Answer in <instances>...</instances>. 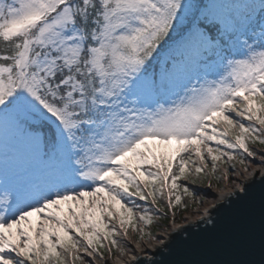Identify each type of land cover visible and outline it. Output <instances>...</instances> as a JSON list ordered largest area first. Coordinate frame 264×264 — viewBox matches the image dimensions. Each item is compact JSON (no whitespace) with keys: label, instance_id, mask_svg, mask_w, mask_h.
I'll use <instances>...</instances> for the list:
<instances>
[{"label":"snow or ice","instance_id":"1","mask_svg":"<svg viewBox=\"0 0 264 264\" xmlns=\"http://www.w3.org/2000/svg\"><path fill=\"white\" fill-rule=\"evenodd\" d=\"M257 143L264 0H0V264H264Z\"/></svg>","mask_w":264,"mask_h":264},{"label":"water","instance_id":"2","mask_svg":"<svg viewBox=\"0 0 264 264\" xmlns=\"http://www.w3.org/2000/svg\"><path fill=\"white\" fill-rule=\"evenodd\" d=\"M259 192V186L254 187L252 190V196L257 200L259 198ZM230 258L231 257L227 254L221 252H192L188 250L185 245H183L181 240H178L174 245H172L170 250H164L163 252H154L151 254V256L140 254L130 264H135L136 261H139L140 264H146V261L148 260L154 261L155 264H183V262L192 260H222ZM248 258L255 261L256 264H259L260 262L258 231L254 249Z\"/></svg>","mask_w":264,"mask_h":264},{"label":"rangeland","instance_id":"3","mask_svg":"<svg viewBox=\"0 0 264 264\" xmlns=\"http://www.w3.org/2000/svg\"><path fill=\"white\" fill-rule=\"evenodd\" d=\"M251 147L253 148V150L264 149V145H260L258 143L254 146H251ZM251 164L253 167H257V166L264 167V165H259L258 159L257 160H251ZM209 166H211V165H209ZM224 166L226 167L227 165H224ZM219 174H222V172H219ZM211 191H215V189L213 188V189H211ZM183 215H189V213L185 212V213H183ZM160 224H161V221H160ZM137 226L138 227L141 226L139 221H137ZM145 231L153 232V233H155L157 235H161V236H163V234H164V228L163 227L157 229V231H154L153 225L151 227H145ZM141 235L142 234H139L130 228L129 232H128V236H127L128 243L126 245V250L124 251V253L121 254L120 247H112V249L114 250V251H112L113 254L110 251H109V253L105 251L104 255H103V260H101L100 257L97 256L95 258V264H112L113 260L117 259L118 256L123 258V259H127L135 251L144 250L145 245L148 243V237L143 236V243H141V240H140ZM122 237H123V232H121L120 236L117 237V239L120 240ZM137 244H140L139 248L136 247ZM121 246H123V245H121ZM136 248L138 250H136ZM115 252L117 253V255L114 254Z\"/></svg>","mask_w":264,"mask_h":264},{"label":"bare ground","instance_id":"4","mask_svg":"<svg viewBox=\"0 0 264 264\" xmlns=\"http://www.w3.org/2000/svg\"><path fill=\"white\" fill-rule=\"evenodd\" d=\"M137 254H143V255H146V256H151V255H150L151 253L148 252V251L146 250V248H145L144 250H139L138 252L135 251V252H134L129 258H127V259H123V258L119 257V258L113 260L112 264H129V263L131 262L132 258H133V259L136 258V255H137Z\"/></svg>","mask_w":264,"mask_h":264},{"label":"trees","instance_id":"5","mask_svg":"<svg viewBox=\"0 0 264 264\" xmlns=\"http://www.w3.org/2000/svg\"><path fill=\"white\" fill-rule=\"evenodd\" d=\"M224 166V165H223ZM217 175H222V174H219V172H217ZM207 183V182H205ZM142 203V202H141ZM169 221H161V224L164 225L166 223H168ZM162 227V226H161ZM161 227H158L156 224H153V230L154 231H157V229L161 228ZM108 252V251H107Z\"/></svg>","mask_w":264,"mask_h":264},{"label":"built area","instance_id":"6","mask_svg":"<svg viewBox=\"0 0 264 264\" xmlns=\"http://www.w3.org/2000/svg\"><path fill=\"white\" fill-rule=\"evenodd\" d=\"M132 254H133V253H132ZM132 254H131V255H132ZM116 257H117V256H116ZM118 258H119V256H118Z\"/></svg>","mask_w":264,"mask_h":264}]
</instances>
